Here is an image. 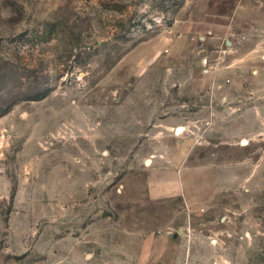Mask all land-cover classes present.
I'll list each match as a JSON object with an SVG mask.
<instances>
[{"label": "rangeland", "instance_id": "1", "mask_svg": "<svg viewBox=\"0 0 264 264\" xmlns=\"http://www.w3.org/2000/svg\"><path fill=\"white\" fill-rule=\"evenodd\" d=\"M0 264H264V0H0Z\"/></svg>", "mask_w": 264, "mask_h": 264}, {"label": "crops", "instance_id": "2", "mask_svg": "<svg viewBox=\"0 0 264 264\" xmlns=\"http://www.w3.org/2000/svg\"><path fill=\"white\" fill-rule=\"evenodd\" d=\"M148 192L151 197L159 198V197L171 195L172 193H174V187L172 186L157 187L156 185H153V184L151 185L150 180H149Z\"/></svg>", "mask_w": 264, "mask_h": 264}, {"label": "water", "instance_id": "3", "mask_svg": "<svg viewBox=\"0 0 264 264\" xmlns=\"http://www.w3.org/2000/svg\"><path fill=\"white\" fill-rule=\"evenodd\" d=\"M181 130H183V126H177L175 127V133H179ZM246 140H243V142H245Z\"/></svg>", "mask_w": 264, "mask_h": 264}]
</instances>
